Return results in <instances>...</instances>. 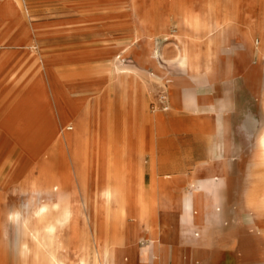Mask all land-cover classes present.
I'll return each mask as SVG.
<instances>
[{
	"label": "bare ground",
	"instance_id": "1",
	"mask_svg": "<svg viewBox=\"0 0 264 264\" xmlns=\"http://www.w3.org/2000/svg\"><path fill=\"white\" fill-rule=\"evenodd\" d=\"M3 1L10 8L15 9V2L19 5L16 0ZM163 2L129 0L131 21L136 29L129 45L111 43L95 51L98 57L96 66L99 70L105 67L108 73L100 95L103 101L99 111L101 117L112 109L108 101L114 96L118 100L117 107L125 115L148 112L142 94L152 80L164 82L174 102L173 79L166 75L160 60H166L165 49L158 53L152 46L158 33L174 39V51L169 59L176 61L187 75L208 73L220 45L233 38L241 40L252 56L264 59L263 0H170L167 8L175 19L172 32L167 17L161 13ZM16 12L22 16L19 8ZM31 48H35L34 44ZM134 48L139 50L137 58L143 69L134 70L136 74L132 76L126 74L118 63L123 61L128 49ZM44 72L48 74L50 68L42 56H33L32 68L15 65L7 68L5 61L0 62V75L8 84L19 88L31 79L29 90L34 102L48 96ZM261 101L264 111V86ZM195 107L198 113L214 111V104L210 101ZM96 111L93 106L86 109L91 115ZM155 114L159 115V111ZM248 121L253 126L256 118L251 116ZM9 127L23 147L35 138L30 124L26 127L16 121ZM225 127V119L218 118L209 135L211 156L198 162L191 174L156 177L153 171L146 184L140 178L136 181L128 178L127 168H117L114 172L105 169L103 151L96 152L94 160L91 158L93 140L89 126L83 124L81 131H64L59 135L54 125L58 147L49 149L44 160L47 163L44 175L47 182L55 183L28 187L26 191L31 196L20 209L9 202L17 188L0 190V243L8 240L10 226L14 225L20 237L16 246L24 264H141L135 261L139 251L141 255L152 256L155 264H161L164 250L174 253L173 241L183 226L196 225L205 230L217 226L221 220V214L212 209L217 210V205L207 203L203 194H215L224 178L221 161L225 158L228 141L219 133ZM61 142L68 146L69 155L77 166L79 200L75 198L70 174L50 167L52 158L63 154ZM94 144L99 146L97 142ZM246 173L249 185L245 191L244 206L248 210L245 215L248 223L259 231L264 259V230L261 229L264 226V124L257 134ZM185 181L190 188L186 189ZM130 225L126 235H109L113 226L122 229ZM141 238L150 243L145 253L137 246ZM114 244L118 247H113ZM124 245L127 257L121 262L117 257L118 249Z\"/></svg>",
	"mask_w": 264,
	"mask_h": 264
},
{
	"label": "rangeland",
	"instance_id": "2",
	"mask_svg": "<svg viewBox=\"0 0 264 264\" xmlns=\"http://www.w3.org/2000/svg\"><path fill=\"white\" fill-rule=\"evenodd\" d=\"M16 1L19 5L15 2V9L19 8L22 16L17 14L14 7L10 8L0 0V41L6 42H0V62L5 61L7 68L14 65L32 68L33 56H42L48 61L50 68L48 74L43 73L48 96L39 102L31 99V79L16 88L0 75V190L17 188V191L11 194L9 202L20 209L31 196L26 191L28 187L55 183L47 182L44 175L47 169V163L44 161L47 153L49 149L58 147V134L54 135L53 126H57L59 135L64 131H81L83 124L91 129V114H88L86 109L93 106L95 111L97 110L96 113L101 110L103 101L100 95L106 86L108 73L105 67L99 70L96 66L98 57L95 56V51H100L106 44L111 43L128 46L136 29L131 21L129 0ZM151 2L157 3L158 0ZM169 2L170 0H164L161 13L167 17L169 30L172 32L175 19L167 8ZM262 18L264 24V11ZM223 43L208 73L188 75L192 79L203 80L202 87L187 89L188 100H191L194 93L199 102H206L205 99L210 97L208 101L223 106V113L228 117L225 118L224 129L228 146L225 158L221 161L224 166V178L215 194H203L207 203L217 205V210L214 207L212 209L221 214V220L217 226H210L205 230L196 225L183 226L173 241L174 253L164 250L161 264H264L261 236L259 231L248 223L245 215L248 210L244 206L245 191L249 185L246 171L252 160L257 134L264 124L261 101L264 61L254 59L241 40L233 38ZM33 44L35 48L32 49ZM152 46L158 53L165 49L166 60L161 58V65L172 81L183 82L188 78L184 72L176 70L178 63L169 59L174 51V39L170 35L158 33ZM138 54V49H128L123 61L118 63L126 74L133 76L136 74L134 70L143 67L137 58ZM232 58L236 59L238 65L233 80L230 75ZM147 69L151 71L150 66ZM207 79L215 81L216 84L221 83L220 86L226 82L230 86L232 83L237 85V114L233 119L229 118L231 114L228 113L232 106L231 99L222 96L223 89L208 91L204 88ZM143 92L146 94L148 112L155 114V111H159L161 114L172 110L173 102L164 82L152 80ZM117 101L115 96L108 101L112 109L108 114L111 120L108 131L110 157L107 169L111 172L117 169L114 166L118 163L115 156L117 149L125 145L120 121L124 112L117 107ZM248 112L256 116L253 126L248 121ZM16 121L26 127L30 124L33 130L32 135L35 138L24 147L17 142V138L11 133L14 130L9 127ZM200 139L205 140L204 136ZM61 144L63 154L52 158L50 167L57 172L70 174L75 198L79 200L80 183L75 174L77 166L69 155L68 146L64 142ZM209 147L211 142L208 138L196 147L194 154L200 159H208L211 156ZM192 169L193 167H188L182 171L188 175ZM216 181L218 182V179ZM184 186L186 189L190 188L188 183ZM128 229L129 227L119 229L113 226L109 235H126ZM261 229L264 230V226ZM19 240L14 225H11L8 240L0 243V264H24V258L16 246ZM90 245L93 248L91 239ZM149 245V241L144 238L137 243L144 253ZM142 257L141 264H155L152 256L144 254Z\"/></svg>",
	"mask_w": 264,
	"mask_h": 264
},
{
	"label": "crops",
	"instance_id": "3",
	"mask_svg": "<svg viewBox=\"0 0 264 264\" xmlns=\"http://www.w3.org/2000/svg\"><path fill=\"white\" fill-rule=\"evenodd\" d=\"M232 42L233 40H231V44ZM232 57H234V54H232ZM252 57L256 59L255 56ZM231 60L230 75L233 80L235 78L234 71L237 70L238 65L235 58ZM262 60L264 61V59ZM176 70L184 72L180 67ZM184 75L188 76L186 72H184ZM197 75L195 74V76ZM202 81L198 80V78L196 80L192 79L189 76L183 82L173 81L174 89L172 90V95L174 94V102L170 111L162 112L159 115L151 112H136L131 115H125L124 113V117H121L120 121L123 126L125 145L117 149L115 156L118 163L114 166L121 169H129L128 178L135 181L140 178L147 184L153 175V171L156 177H164L166 174L175 176L184 174L182 169L194 168L198 162L207 160L196 157L194 154L196 147L209 138V135H211L210 130H213L218 118L225 119L228 117H225L226 115L223 113L225 108L217 106L214 102H212L214 111L205 113L196 111L195 106L209 102L210 97L205 99L207 100L206 102H199L195 99L196 94L194 93L191 100H188V87L191 89H195L197 86L202 87ZM220 84L207 79L203 87L208 89V91L215 88L223 89L221 91L222 96H228L231 99L232 106L228 113L231 114L229 118L233 119L237 114L235 112L237 110L235 103L239 96L237 85L232 83L230 86L227 82L221 86ZM230 88L232 89L228 90ZM142 95L145 100V92ZM205 108L210 109L209 107ZM109 112L105 113L104 117H101L102 114L100 112H94L91 115V139L99 145L98 147L94 146L95 144L92 142L91 158L94 160L96 157L95 153L103 151L105 157L102 162L105 165V169L108 168L110 157L108 155V131L109 120H111V117H108ZM251 116L256 118L254 113L248 112L247 118L250 119ZM96 120L97 122H95ZM219 134L224 136V129H221ZM202 136H204L205 140L200 139ZM183 183L187 184L186 181ZM128 227L130 229L131 225ZM139 252L136 254V262H142V253L141 251ZM117 257L121 262L125 261L127 257L125 245L121 246V251L118 252Z\"/></svg>",
	"mask_w": 264,
	"mask_h": 264
},
{
	"label": "built area",
	"instance_id": "4",
	"mask_svg": "<svg viewBox=\"0 0 264 264\" xmlns=\"http://www.w3.org/2000/svg\"><path fill=\"white\" fill-rule=\"evenodd\" d=\"M165 108V107H164Z\"/></svg>",
	"mask_w": 264,
	"mask_h": 264
}]
</instances>
